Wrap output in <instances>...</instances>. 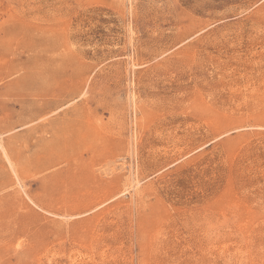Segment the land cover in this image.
Returning a JSON list of instances; mask_svg holds the SVG:
<instances>
[{
  "label": "rangeland",
  "instance_id": "obj_1",
  "mask_svg": "<svg viewBox=\"0 0 264 264\" xmlns=\"http://www.w3.org/2000/svg\"><path fill=\"white\" fill-rule=\"evenodd\" d=\"M0 264H264V0H0Z\"/></svg>",
  "mask_w": 264,
  "mask_h": 264
}]
</instances>
